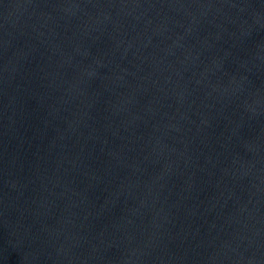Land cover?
<instances>
[{"label": "water", "instance_id": "95a60500", "mask_svg": "<svg viewBox=\"0 0 264 264\" xmlns=\"http://www.w3.org/2000/svg\"><path fill=\"white\" fill-rule=\"evenodd\" d=\"M0 264H264V0H0Z\"/></svg>", "mask_w": 264, "mask_h": 264}]
</instances>
